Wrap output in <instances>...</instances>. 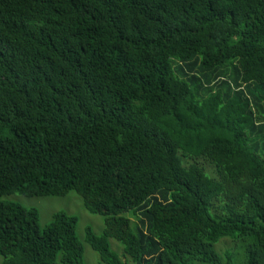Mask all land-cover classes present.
<instances>
[{
    "label": "trees",
    "instance_id": "obj_1",
    "mask_svg": "<svg viewBox=\"0 0 264 264\" xmlns=\"http://www.w3.org/2000/svg\"><path fill=\"white\" fill-rule=\"evenodd\" d=\"M68 192L101 233L0 199V264H264V0H0V198Z\"/></svg>",
    "mask_w": 264,
    "mask_h": 264
},
{
    "label": "rangeland",
    "instance_id": "obj_2",
    "mask_svg": "<svg viewBox=\"0 0 264 264\" xmlns=\"http://www.w3.org/2000/svg\"><path fill=\"white\" fill-rule=\"evenodd\" d=\"M259 120V118L257 119ZM190 163H196L199 167H201L204 172L209 175L211 174V167L208 164H205L201 160H190L183 159V164L187 165ZM0 199L14 201L17 204L25 207V208H34L38 213V224L39 226H43L50 220L51 215L57 211H63L68 215H73L77 218V224L75 233L78 239L82 240L83 229L88 226L92 230L95 235H99L102 230V217L98 215H93L85 211L82 207L80 198L74 192H68L63 196H39V197H24L21 195H10L5 196ZM126 217L129 219L131 224H134V219L132 216L126 214ZM109 247L112 251H115L120 259L126 264H131L129 259L124 256L121 252L119 245L109 239L108 240ZM237 242L231 241L229 239H221L214 246V249L217 253H222L225 249H238ZM83 246V258L85 264H96L98 261V256L94 253L90 248L82 243Z\"/></svg>",
    "mask_w": 264,
    "mask_h": 264
}]
</instances>
